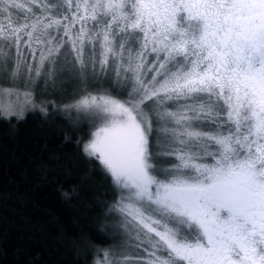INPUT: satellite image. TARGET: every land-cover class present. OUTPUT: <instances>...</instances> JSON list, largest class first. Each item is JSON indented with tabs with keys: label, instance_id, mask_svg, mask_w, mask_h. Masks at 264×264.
<instances>
[{
	"label": "snow or ice",
	"instance_id": "1",
	"mask_svg": "<svg viewBox=\"0 0 264 264\" xmlns=\"http://www.w3.org/2000/svg\"><path fill=\"white\" fill-rule=\"evenodd\" d=\"M0 67L106 181L85 264H264V0H0Z\"/></svg>",
	"mask_w": 264,
	"mask_h": 264
},
{
	"label": "trees",
	"instance_id": "2",
	"mask_svg": "<svg viewBox=\"0 0 264 264\" xmlns=\"http://www.w3.org/2000/svg\"><path fill=\"white\" fill-rule=\"evenodd\" d=\"M59 80L39 93L38 103L67 102L77 91L68 74ZM68 126L59 108L50 107L47 115L36 107L21 118L0 116V264H85L79 244L109 246L110 225L99 203L110 199L106 181L64 139ZM92 129L85 123L83 138ZM73 187L65 197L63 191Z\"/></svg>",
	"mask_w": 264,
	"mask_h": 264
},
{
	"label": "rangeland",
	"instance_id": "3",
	"mask_svg": "<svg viewBox=\"0 0 264 264\" xmlns=\"http://www.w3.org/2000/svg\"><path fill=\"white\" fill-rule=\"evenodd\" d=\"M58 81L60 83L59 79H58ZM58 81H57V83H58ZM25 83L26 82L23 79L17 80L16 81V87L23 88L25 86ZM57 83L55 85H57ZM55 85H52L51 82L45 84L43 80L37 81L36 85H34V93H35L36 98L39 95V93H45L47 90H49V88H54ZM8 87H12L11 77L8 74V72L6 71V69H4L3 67H0V89L8 88ZM6 103H12L18 107L20 101H17L15 99V97L7 98L4 96L3 92L0 91V116H5V117L6 116H16V117L21 118L24 116V114L27 111H30L33 108L39 107V106H36V107L25 106L24 110H23V114L20 116H17L16 114L5 115V113L2 110V106ZM37 104H38V102H37ZM100 258L102 259V256Z\"/></svg>",
	"mask_w": 264,
	"mask_h": 264
}]
</instances>
